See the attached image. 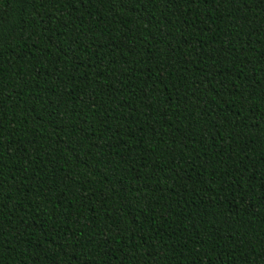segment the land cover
<instances>
[{
    "label": "trees",
    "instance_id": "16d2710c",
    "mask_svg": "<svg viewBox=\"0 0 264 264\" xmlns=\"http://www.w3.org/2000/svg\"><path fill=\"white\" fill-rule=\"evenodd\" d=\"M0 264H264V0H0Z\"/></svg>",
    "mask_w": 264,
    "mask_h": 264
}]
</instances>
